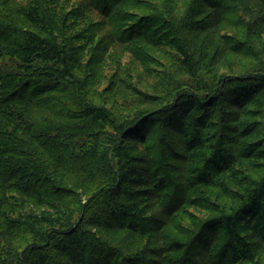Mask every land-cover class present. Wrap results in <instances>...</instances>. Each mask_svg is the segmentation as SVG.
<instances>
[{
    "label": "trees",
    "instance_id": "obj_1",
    "mask_svg": "<svg viewBox=\"0 0 264 264\" xmlns=\"http://www.w3.org/2000/svg\"><path fill=\"white\" fill-rule=\"evenodd\" d=\"M0 264H264V0H0Z\"/></svg>",
    "mask_w": 264,
    "mask_h": 264
},
{
    "label": "rangeland",
    "instance_id": "obj_2",
    "mask_svg": "<svg viewBox=\"0 0 264 264\" xmlns=\"http://www.w3.org/2000/svg\"><path fill=\"white\" fill-rule=\"evenodd\" d=\"M16 2L26 3V0H16ZM1 62V60H0Z\"/></svg>",
    "mask_w": 264,
    "mask_h": 264
}]
</instances>
